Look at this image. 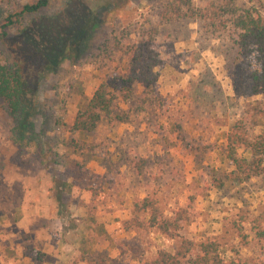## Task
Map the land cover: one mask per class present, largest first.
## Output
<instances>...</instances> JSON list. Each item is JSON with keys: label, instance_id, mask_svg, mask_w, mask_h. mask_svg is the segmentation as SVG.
<instances>
[{"label": "rangeland", "instance_id": "rangeland-1", "mask_svg": "<svg viewBox=\"0 0 264 264\" xmlns=\"http://www.w3.org/2000/svg\"><path fill=\"white\" fill-rule=\"evenodd\" d=\"M35 1L0 0V63L19 55L27 81L17 112L0 100V223H40L38 232L49 231L52 243L25 244L34 263L93 264L102 257L110 264H142L159 249L176 250L182 238L198 243L219 235L226 263L264 264V247L252 232L254 223H264V174L241 184L227 179L231 168L221 165L218 151L224 134L203 140L200 132L213 131L202 116L212 106L251 111L259 121L250 128L252 137L264 131V92L249 96L255 62L239 54L232 36L235 15L257 10L264 16V0H51L3 26L10 13ZM89 8L94 12L85 27ZM177 8L203 9L204 17H179ZM149 29L159 32L158 74L165 62L187 65L207 50L231 76L235 94L226 99L215 86L209 98L202 92L204 79L210 80L205 70L172 97L160 91L163 83L148 93L138 88L127 101L113 90L116 99L95 129L72 132L75 114L98 86L125 73L127 43ZM151 107L164 117L173 113V136L162 124L143 132L125 125ZM187 112L202 118L198 130L184 124L192 118L181 116ZM151 133L159 141L156 150L133 146ZM163 137L169 139L160 143ZM153 209L158 221L152 225ZM162 219L177 221L161 232Z\"/></svg>", "mask_w": 264, "mask_h": 264}, {"label": "trees", "instance_id": "trees-1", "mask_svg": "<svg viewBox=\"0 0 264 264\" xmlns=\"http://www.w3.org/2000/svg\"><path fill=\"white\" fill-rule=\"evenodd\" d=\"M50 1L37 0L33 3H25L21 10L8 15L7 22L3 26L7 27L17 22L24 15L40 12L49 5ZM98 5L95 4V6ZM175 10L179 17H189L191 20L204 17L203 9L188 8L187 11H181L177 8ZM93 12L94 8L88 9V16L85 18L87 22H84L85 27L91 22ZM233 27L232 36L238 45L239 54L251 57L256 65V68L249 74V96L255 97L264 92V16L257 10L246 11L243 14L235 15ZM83 32L82 28L81 35ZM7 34V31L4 30L2 37H7ZM158 35L159 32L156 29H149L134 42L127 43L123 49L128 59L125 73L113 81H103L98 86L91 98L75 114L70 127L72 132L86 133L94 130L103 114L108 113L113 100L116 99L114 91L118 92L121 100L127 101L138 88H142L145 93L154 90L158 78L155 68L160 65L162 60ZM76 37L78 38V36ZM18 57L19 55H14L11 64L0 63V100H6L13 113L22 106L21 97H23L27 84L22 63ZM259 112L264 114L262 109ZM253 116L251 111L243 110L241 112L240 118L232 124L227 134V144L221 149L226 161L232 167L226 178L234 180L237 184L264 174V131L260 135L252 137L250 128L259 123ZM63 187L64 184L60 188ZM60 198L59 193L57 200ZM144 204V208L150 205L147 197L144 198ZM157 221L156 210L153 209L149 222L153 225ZM161 221L159 230L167 232L169 225H175L177 220L162 219ZM252 232L258 245L264 247V223H254ZM221 240L222 237L219 235H207L198 243L182 238L176 250L159 249L155 259L144 261L142 264H228L221 255ZM93 264H110V262L105 258L98 257Z\"/></svg>", "mask_w": 264, "mask_h": 264}, {"label": "crops", "instance_id": "crops-1", "mask_svg": "<svg viewBox=\"0 0 264 264\" xmlns=\"http://www.w3.org/2000/svg\"><path fill=\"white\" fill-rule=\"evenodd\" d=\"M177 48L179 49V47ZM200 52L202 57L199 56L193 62H190L187 65H185L184 62L173 61L175 64L171 61L165 62L164 67L166 70L164 73L161 71L162 73L158 74L156 81V84L163 83L166 85L163 91L161 87L159 88L163 95L168 96L169 94L170 97H172L175 92L178 93L182 92L183 90H187L192 82L198 80L199 77H203L204 70L205 73H209L210 80L207 81L204 79V89H202V92L204 94L209 93V98L213 99L212 93L213 89H215V86H219L221 89L220 92L226 96V99L230 94H235L233 84L230 82L231 76L221 71V67L219 66L220 64H218L216 60H212L209 57V52L207 50L202 49ZM205 54H208V56L206 57ZM216 67H218L217 71L214 70ZM158 68L160 67L155 68L156 72H158ZM214 82L217 84H214ZM183 99L186 100L187 98ZM196 114L197 113L194 110L193 115ZM184 115H190L192 117L188 118V121L184 120V124L191 127L195 126L193 129L198 130V122H201L202 118H194L192 116V112H187L181 116ZM202 116H205V118H203V120H205L203 121V126L213 130L210 132V130L200 129V132H202L201 135H204L203 140H206L209 137L210 140H215L216 132H222L224 134V138L221 139L222 143H220V148L218 149L220 163L223 166L227 163V161L222 154L221 149L227 144V134L230 131L232 124L240 118V111L235 114L231 113V111L226 108L221 109L220 107L212 106L203 111ZM234 118H236L235 121H232ZM173 119H175V117L172 112L169 113L168 116L164 117L161 115L160 111L156 110L155 107H151L150 111L144 110L137 116V123L133 122L131 119L129 122H126L125 125L129 128V130L137 128L138 132H143L149 125L162 124L164 127H167V133H169V136H173L171 135L172 133H170V131L172 132V128L175 125ZM215 119H222V121L218 124L217 122H214ZM125 121H128V119ZM208 132H210V135L207 134ZM151 136L152 138H150ZM150 137L148 138L147 142H143L142 140L138 139V141L134 143L133 146L136 148H147V150H156L154 146L159 142L157 135L151 133ZM167 139L169 138H160V143L161 140L165 143ZM113 156L114 160H116L117 155ZM229 168L232 169L230 165ZM114 193L119 194V191L114 189ZM122 196H125L127 199H129L132 196L131 190H122ZM145 196L146 194L140 195L141 198H145ZM39 224L40 223H0V264H35L34 260H32L29 254L26 253L27 248L25 244H29L31 241L38 242V240L45 241L47 244L52 243L51 234L49 231L45 232L42 230L41 232H38L37 228H39ZM47 228L49 230L48 226Z\"/></svg>", "mask_w": 264, "mask_h": 264}]
</instances>
